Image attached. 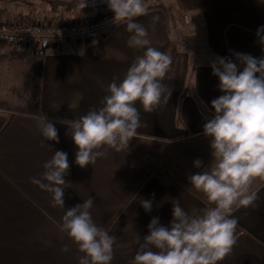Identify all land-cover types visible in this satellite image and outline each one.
<instances>
[{"label":"crops","instance_id":"obj_1","mask_svg":"<svg viewBox=\"0 0 264 264\" xmlns=\"http://www.w3.org/2000/svg\"><path fill=\"white\" fill-rule=\"evenodd\" d=\"M134 19L147 28L151 46L172 58L164 81L171 95L152 113L137 101L142 126L128 148H108L83 168L75 162L72 121L101 107L108 85L114 78L122 81L143 55L144 50L127 46L126 24L100 42H69L44 56L0 49V264H79L84 254L59 225L65 209L89 197L93 221L117 237L111 264H131L137 235L142 241L149 234L153 218L170 226L173 200L189 213L214 207L188 179L213 160L203 126L214 115L211 101L224 93L211 64L226 58L242 71L236 53L264 58L256 35L264 26V0H160L148 15ZM46 117L59 143L42 137L38 125ZM55 151L67 153L70 165L65 209L53 207L51 194L31 182ZM197 159L203 162L200 169L194 166ZM251 190L259 199L248 208L233 206L237 242L218 264H264V177L255 178ZM141 200L152 201L150 212ZM64 245L69 251H61Z\"/></svg>","mask_w":264,"mask_h":264},{"label":"clouds","instance_id":"obj_2","mask_svg":"<svg viewBox=\"0 0 264 264\" xmlns=\"http://www.w3.org/2000/svg\"><path fill=\"white\" fill-rule=\"evenodd\" d=\"M107 2L114 21L125 23L131 33L127 46L144 51L130 64L122 81L117 83L114 78L108 85L101 107L72 121L70 135L78 148L75 162L82 168L94 165L108 148L117 152L128 148L142 126L137 101L145 113H152L171 95L164 81L172 58L151 46L147 28L134 19L149 14L146 0ZM157 20L153 17V23ZM262 32L264 26L257 29L256 35L264 45ZM235 55L244 65L242 71L226 58H217L211 64L212 74L219 78V88L224 93L211 101L214 115L203 126V134L210 138L213 160L209 167L188 178L214 207L189 213L173 200L170 226L153 218L149 234L142 241L137 235L138 248L131 264H218L237 242L238 220L231 216L233 206L248 208L259 199L251 185L255 178L264 177V58ZM38 126L46 141L59 143L58 131L47 117ZM194 166L200 169L203 162L197 159ZM43 168L42 175L31 178V182L51 194L53 207L65 209L64 189L70 184L64 179L70 168L67 153L55 151ZM140 203L146 212L152 210L151 200ZM93 206L94 200L89 197L65 209L59 227L84 254L79 264H111L117 237L96 225L90 211ZM61 251H69L68 245Z\"/></svg>","mask_w":264,"mask_h":264},{"label":"built area","instance_id":"obj_3","mask_svg":"<svg viewBox=\"0 0 264 264\" xmlns=\"http://www.w3.org/2000/svg\"><path fill=\"white\" fill-rule=\"evenodd\" d=\"M157 0H146L149 10ZM185 22H189L185 17ZM123 22L114 21V13L101 12L93 20L33 21L9 20L0 22V49L23 48L44 56L60 52L69 42L94 44L111 35Z\"/></svg>","mask_w":264,"mask_h":264},{"label":"rangeland","instance_id":"obj_4","mask_svg":"<svg viewBox=\"0 0 264 264\" xmlns=\"http://www.w3.org/2000/svg\"><path fill=\"white\" fill-rule=\"evenodd\" d=\"M48 0H0V14L2 18L0 22L9 20H21L24 22L35 21H56V20H77L84 19L93 20L99 13L108 12L107 10H99L90 13V16L84 15L79 9L66 12V8L61 7L59 12H53L51 6L47 3ZM61 2H70L71 0H59ZM160 0H157L159 3ZM156 3V5H157ZM2 11V13H1ZM31 17L33 21H27L26 17ZM185 22V21H184ZM187 25V23H186ZM185 37L187 33L184 32ZM188 44V43H186Z\"/></svg>","mask_w":264,"mask_h":264},{"label":"trees","instance_id":"obj_5","mask_svg":"<svg viewBox=\"0 0 264 264\" xmlns=\"http://www.w3.org/2000/svg\"><path fill=\"white\" fill-rule=\"evenodd\" d=\"M47 3L53 9V12H59L61 7L66 8V12L79 9L84 15L90 16L91 12L99 11V10H109L107 0H71L70 2H61L59 0H48ZM86 5L84 8L83 5ZM154 8V7H153ZM151 8V9H153ZM158 8V7H157ZM2 13V11H1ZM2 18V14H0V20ZM27 21H33L31 17H26ZM36 19H34L35 21Z\"/></svg>","mask_w":264,"mask_h":264}]
</instances>
